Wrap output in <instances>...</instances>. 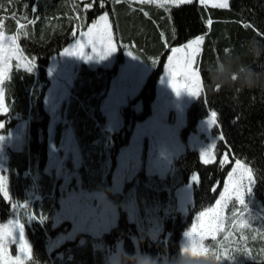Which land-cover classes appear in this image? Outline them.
Here are the masks:
<instances>
[{"label": "trees", "instance_id": "1", "mask_svg": "<svg viewBox=\"0 0 264 264\" xmlns=\"http://www.w3.org/2000/svg\"><path fill=\"white\" fill-rule=\"evenodd\" d=\"M23 2L28 4L26 11L29 16L33 14V5H36V15L39 16L38 22L30 26L31 39L21 40L26 48L25 54L36 58L37 70L31 74L23 70L14 71L8 94L11 110L8 117L0 116V121H7L6 132L20 122L29 121L26 149L23 152L9 151V185L14 199L28 203L33 214L39 212L47 216L44 223L36 220L26 224L25 231L34 256L41 264H138V258H132V254L140 248L142 254L151 257L152 264H165V261L167 264H179L183 233L197 213L214 205L225 184L226 174L234 165L223 169L215 164L204 165L199 153L190 148L176 160L173 178L169 175L162 180L156 175L148 176L143 169L138 174V182L135 179L125 188V193H128L131 187H135L133 192L143 214L145 204H153L159 198L165 206L171 195L175 197L177 187L193 184L191 177L199 175L200 183L193 184V200L188 213L175 210L165 217L158 239L142 238L137 224L129 221L126 209L115 203L119 205V216L117 225L109 233L95 240L86 239L84 244L67 242L52 253L48 251L50 240L56 238L61 230L53 226L59 206L56 186L60 181L46 172L50 115L45 109V99L51 86L48 69L52 58L74 42L69 35L73 28L68 17L76 13L72 10L74 0H16L11 6L7 0H0L6 8L17 10V18L24 11ZM83 2L80 0L81 6ZM107 8L120 42L129 48H119L113 68L80 65L70 89V98L62 106V114L67 121L65 125L72 128L81 149L79 171L84 188L90 191L101 188L106 179L110 198L115 201L125 198L124 194H113L110 188L120 151L129 145L136 124L152 113L156 87L164 73L169 46H182L201 35L205 41L199 68L205 95L188 109L182 140L187 144L189 137L197 131L199 122L209 117L211 111H216L220 128H212V136L222 131L226 144L232 150L230 159H242L264 176V39L260 35L264 33V0H229L227 9L212 8L199 0L171 6L170 10L155 5H144L140 10V5L130 8L125 3L109 4ZM102 11L96 7L84 13L87 22L98 18ZM0 16L6 25H11L6 34L18 30L9 12H0ZM208 20L212 21L211 27ZM129 49L133 54H141V60L152 71L137 96L122 107L123 126L111 133L102 129L106 119L101 105L108 96L112 80L125 63V51ZM153 59L158 61L156 65L151 63ZM253 74L256 85L245 86V78H251ZM173 120L174 116H171ZM63 126L58 123L57 138ZM225 149V142L218 140V161L219 152ZM214 185H218L215 191ZM28 190L36 192L32 200L36 196L40 198L29 201ZM254 196L264 202V180L258 181ZM21 214L19 218L23 222L27 218V210L23 209ZM11 216L10 205L0 197V222ZM118 246L123 248V253L118 261L111 263V252ZM261 260L247 261V264H259Z\"/></svg>", "mask_w": 264, "mask_h": 264}, {"label": "snow or ice", "instance_id": "2", "mask_svg": "<svg viewBox=\"0 0 264 264\" xmlns=\"http://www.w3.org/2000/svg\"><path fill=\"white\" fill-rule=\"evenodd\" d=\"M203 5L211 3L212 8H229V0H199ZM9 6L16 3V0H7ZM127 4L130 8L133 5H155L157 8L170 10L171 6L192 4L193 0H84L83 6L80 0H74L72 10L75 15L68 17L73 30L69 35L74 39V43L65 47L60 53L62 57L73 58L85 63H103L115 56L118 49L123 47L128 49L129 45L122 44L120 37L114 30L113 20L107 6ZM99 7L103 11L91 23L87 22L84 15L90 9ZM28 4L23 2L24 11L17 18V10L6 8L0 4V12H9L17 25L18 30H13L6 34V22L0 16V116L8 117L10 112L9 92L13 73L23 70L25 73H35L37 70L36 58L26 55V48L21 44L23 39H31L32 32L30 26H34L39 16L36 15L37 7L33 5L32 15L27 14ZM113 9V13H114ZM211 27L212 21H207ZM246 27L248 25H245ZM264 39V33H261ZM205 37L201 35L197 39L178 47L169 46L170 55L166 61V77L160 83L166 88H170L175 95L174 106L182 111L184 106L190 101L200 100L205 95V85L202 80L199 68V57L202 52V45ZM167 46V41H165ZM127 55L133 61H140L141 54H133L132 50L127 51ZM156 65L158 61H151ZM235 79V77H233ZM217 86V90H218ZM52 100L50 99V103ZM54 106V104H53ZM7 121L0 122V130L5 128ZM204 130L220 128L218 114L211 111L210 118L205 121ZM115 127V122L113 124ZM22 136L18 135L16 141L20 142ZM217 140L225 142L226 149L219 152L220 159L217 160ZM11 136L0 134V160L4 158V148L11 143ZM172 152H177L178 148L173 146ZM232 156L231 147L226 144L225 134L221 131L217 136H213L210 143L200 152V160L204 165H217L219 168L234 164L226 174V182L214 205L201 210L195 217V222L190 229L184 232L185 243L181 249V259L201 258L204 264H247L252 252L248 246L249 235L251 240L259 238L264 245V202L254 199V189L258 181L264 180V176L258 174L249 163L242 159H230ZM170 159V157H169ZM131 166V167H129ZM126 168H134V157L129 156ZM5 169L0 166V173ZM193 184L200 183L199 175L191 177ZM218 185H214L213 191ZM0 197L7 201L12 211V218L7 222H0V264H41L38 257L34 256L33 247L26 237V224L39 220L44 223L47 216L37 212L33 214L28 203H20L14 199L10 193L8 177L0 174ZM95 196H70L65 202L64 218H72L74 221L79 216L77 228L80 231L96 232L102 228L111 226L115 220L113 213L111 219L105 221L103 225L93 222L88 224L89 217L95 215L88 201L99 198ZM19 209L27 210L25 221L19 218ZM107 213H105L106 215ZM259 222V223H257ZM254 224L256 225L254 227ZM155 236V232H153ZM71 239L72 237H67ZM243 242V243H241ZM83 243V241H82ZM260 251L264 253V246ZM123 253V248L118 247L116 252L111 254L109 260L118 259ZM132 258H139L142 261L151 259L147 254H142L137 249ZM254 259V258H253ZM165 264L167 262L165 261ZM259 264H264L261 260Z\"/></svg>", "mask_w": 264, "mask_h": 264}, {"label": "rangeland", "instance_id": "3", "mask_svg": "<svg viewBox=\"0 0 264 264\" xmlns=\"http://www.w3.org/2000/svg\"><path fill=\"white\" fill-rule=\"evenodd\" d=\"M127 51H125V56H127L128 61L126 60L124 67L119 70L117 76L112 80L111 90L101 105V111L106 119L105 127L102 129L108 130L111 133L119 131L123 126V118L121 115L122 107L137 96L152 70L146 63L133 61L127 55ZM118 53L119 49L114 57L109 61L103 62V64L108 66L107 68H113L116 64ZM169 55L170 52L166 57V61ZM83 63L85 62L73 58L56 56L49 68L52 74L49 73L51 87L45 99V109L50 115L46 172L54 175L60 181L59 185L56 186L59 206L56 210L53 226L54 228H61L58 236L52 238L47 246L50 253L64 243L76 241L82 243L83 240L82 244H84L86 239L95 240L109 233L117 225L119 216V205L115 203H119L126 209L129 221L137 224L142 238L148 236L152 240L158 239L163 231V219L165 217L175 210L184 214L188 213V207L193 200V184L177 187L175 189V197L171 195L165 206L162 205L159 198L156 199L153 204H145L143 214L140 213L137 197L133 192L135 187H131L129 189L130 191L125 193L127 184L132 183L135 179L138 182V174L143 169V172L148 176L156 175L162 180L167 179L169 175L173 178L175 175V162L186 152L187 148L189 147L197 151L200 155V152L210 143L213 137L211 134L212 128L207 131L204 130L206 126L205 121L210 118L209 115V117L199 122L197 131L190 136L187 144L182 140L181 132L186 126L187 111L196 100L190 101L184 106L182 111L178 110L173 104L175 100L174 93L171 92L170 88H166L162 85L160 80L157 85V96L152 106V114L144 121L137 123L130 144L120 151L117 159V166L112 175L111 191L113 194H124L125 198L121 201H115L110 198L106 191V188H108V181L106 179H104L101 188L92 191L87 190L83 186L82 176L79 171L82 163L81 149L78 141L75 139L72 128L65 125L67 121L62 114L63 103L65 104L71 95L70 89L74 84L77 74L76 71ZM90 65L95 66L96 63ZM164 77H166V62L164 74L161 79ZM50 99L52 100L51 103ZM171 116H174L173 121L170 120ZM114 122L115 127H113ZM58 123L64 125L61 129L59 138L56 136ZM28 125V122H20L8 134L4 131L5 129L0 131V134H5L6 136L10 135L12 140L11 143L5 146L4 158L0 160V166L5 169V171L0 174L6 175L8 177V182L10 172L9 151L15 150L17 152H23L26 149L29 142ZM18 135L22 136L20 142L16 141ZM173 146L178 148L177 152L171 151ZM129 156L134 157V168H131V170L125 167V165L128 164ZM28 172H26L25 175H28ZM35 193L36 192L31 190L27 191V196L30 199L29 201L34 202L40 198L36 196V199L32 200L36 195ZM96 194H100V197L88 201L91 208L95 209V215L89 217V226L93 222L102 226L105 221L111 219L113 213L115 214V220L112 221L110 227H101V229L96 232L90 230L80 231L77 228L76 222L79 220V216L76 217L75 221L72 218H64L65 202L70 196H95ZM254 199L261 202L255 196ZM22 210L23 209H19L18 212L22 213ZM105 213L107 214L105 215ZM197 215L198 213L196 216ZM11 218L12 216L8 219ZM4 222H7V220ZM194 222L195 218L193 220V223ZM191 225L185 231L189 230ZM255 226L254 224V227ZM153 232H155V236H153ZM247 234L249 235L248 246L252 252V257L249 258L248 261H255L256 259L263 260L264 253H262L260 249L264 245H262L261 240L257 238L255 241H252V233L248 232ZM69 236L72 238L68 239L67 237ZM184 243L185 238L183 233L180 242L181 249ZM116 250L111 252V254L115 253ZM139 251L141 252L140 248ZM119 259L120 255L118 259L112 260L111 263ZM142 262L143 261L138 258V264H142ZM179 264H204V261L201 258H188L186 260L181 259ZM212 264H215V262H212Z\"/></svg>", "mask_w": 264, "mask_h": 264}, {"label": "clouds", "instance_id": "4", "mask_svg": "<svg viewBox=\"0 0 264 264\" xmlns=\"http://www.w3.org/2000/svg\"><path fill=\"white\" fill-rule=\"evenodd\" d=\"M256 83H257V81H256V79L254 78V74L252 75L251 78H248V77L245 78V86H249V85H251V86H255ZM222 85H223V84H221V86H222ZM142 264H152V261H151V260L143 261Z\"/></svg>", "mask_w": 264, "mask_h": 264}, {"label": "crops", "instance_id": "5", "mask_svg": "<svg viewBox=\"0 0 264 264\" xmlns=\"http://www.w3.org/2000/svg\"><path fill=\"white\" fill-rule=\"evenodd\" d=\"M208 6H211V3H209V4H207ZM6 29L7 30H11V25H6ZM54 60V58L52 59V61ZM128 60V59H127ZM88 64V63H87ZM88 65H90V64H88ZM90 66H92V67H94V68H96V67H99V66H103V67H108V66H106V65H104L103 63H99V64H97L96 63V65L95 66H93V65H90ZM124 67V65L123 66H121V68H123ZM120 68V69H121Z\"/></svg>", "mask_w": 264, "mask_h": 264}, {"label": "water", "instance_id": "6", "mask_svg": "<svg viewBox=\"0 0 264 264\" xmlns=\"http://www.w3.org/2000/svg\"><path fill=\"white\" fill-rule=\"evenodd\" d=\"M83 241V240H82Z\"/></svg>", "mask_w": 264, "mask_h": 264}]
</instances>
